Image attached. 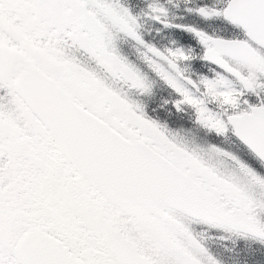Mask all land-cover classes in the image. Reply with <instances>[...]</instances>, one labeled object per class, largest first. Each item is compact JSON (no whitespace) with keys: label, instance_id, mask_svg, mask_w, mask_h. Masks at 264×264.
<instances>
[{"label":"snow or ice","instance_id":"obj_1","mask_svg":"<svg viewBox=\"0 0 264 264\" xmlns=\"http://www.w3.org/2000/svg\"><path fill=\"white\" fill-rule=\"evenodd\" d=\"M0 264H264V0H0Z\"/></svg>","mask_w":264,"mask_h":264}]
</instances>
